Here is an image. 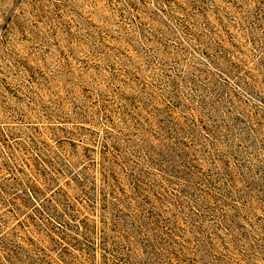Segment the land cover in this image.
<instances>
[{
  "label": "rangeland",
  "instance_id": "1",
  "mask_svg": "<svg viewBox=\"0 0 264 264\" xmlns=\"http://www.w3.org/2000/svg\"><path fill=\"white\" fill-rule=\"evenodd\" d=\"M0 264H264V0H0Z\"/></svg>",
  "mask_w": 264,
  "mask_h": 264
}]
</instances>
